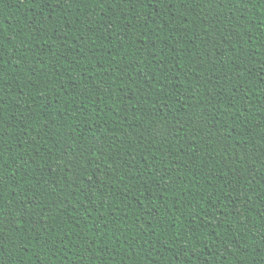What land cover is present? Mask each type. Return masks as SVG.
Here are the masks:
<instances>
[{"label": "trees", "instance_id": "1", "mask_svg": "<svg viewBox=\"0 0 264 264\" xmlns=\"http://www.w3.org/2000/svg\"><path fill=\"white\" fill-rule=\"evenodd\" d=\"M0 264H264V0H0Z\"/></svg>", "mask_w": 264, "mask_h": 264}]
</instances>
